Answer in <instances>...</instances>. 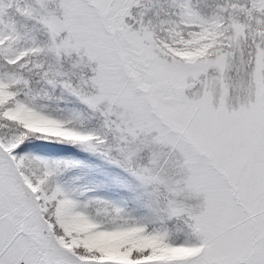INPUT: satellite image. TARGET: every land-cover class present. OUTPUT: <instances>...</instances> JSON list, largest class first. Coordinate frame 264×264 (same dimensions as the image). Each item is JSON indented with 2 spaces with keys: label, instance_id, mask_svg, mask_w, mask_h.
Wrapping results in <instances>:
<instances>
[{
  "label": "snow or ice",
  "instance_id": "obj_1",
  "mask_svg": "<svg viewBox=\"0 0 264 264\" xmlns=\"http://www.w3.org/2000/svg\"><path fill=\"white\" fill-rule=\"evenodd\" d=\"M0 264H264V0H0Z\"/></svg>",
  "mask_w": 264,
  "mask_h": 264
}]
</instances>
